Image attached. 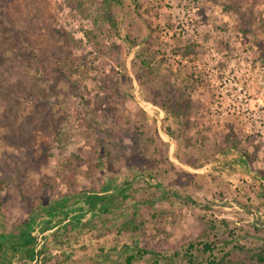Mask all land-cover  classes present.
I'll list each match as a JSON object with an SVG mask.
<instances>
[{
    "label": "rangeland",
    "instance_id": "obj_1",
    "mask_svg": "<svg viewBox=\"0 0 264 264\" xmlns=\"http://www.w3.org/2000/svg\"><path fill=\"white\" fill-rule=\"evenodd\" d=\"M102 1L0 0V235L32 221L37 239L34 260H7L183 264L209 232L215 253L242 247L233 258L251 264L264 0H109L112 19ZM63 53L82 75L58 69ZM89 192L106 201L89 207Z\"/></svg>",
    "mask_w": 264,
    "mask_h": 264
},
{
    "label": "trees",
    "instance_id": "obj_2",
    "mask_svg": "<svg viewBox=\"0 0 264 264\" xmlns=\"http://www.w3.org/2000/svg\"><path fill=\"white\" fill-rule=\"evenodd\" d=\"M69 4H76L78 9H81V7L85 4L86 0H66ZM110 1L109 0H103L101 2V7L104 11V17L111 18V11H110ZM92 36V38L90 37ZM86 37H89L90 40H92V44L95 46V44H98L95 39L97 38L96 34L90 32L86 33ZM94 40V42H93ZM70 41L75 44V41L70 38ZM192 52V50L187 49L186 52ZM62 59V63L59 64L58 69L64 68L68 69L69 74H67L69 77H72L73 74H79L82 75V59L74 56L72 53H63L60 56ZM84 74V73H83ZM80 86V85H79ZM81 87V86H80ZM65 170H69L67 166L65 167ZM47 177H43L40 181V184L38 186V192L42 191L45 187H48V180ZM108 190L103 191V194L106 193ZM89 196L85 197V201L88 203L89 207L96 208L97 203L99 202H105V196L104 195H98L97 193H90ZM78 197V196H77ZM65 203V202H64ZM64 203H60L57 208L61 209V212L63 211ZM93 211V210H91ZM102 211L104 213L108 212V208L106 204H103ZM53 215L56 213L60 214V211L55 212L54 210H51ZM50 218H52L50 216ZM33 222H29L26 224H22L18 227H16L15 231H18L20 234L17 235H0V264H12L11 259L7 260L9 251L13 252L12 255L15 257V255L19 252L23 254V257L28 258L30 260H34L37 257V251L35 248L37 239L32 235V226ZM210 231V230H209ZM210 233H205L202 235L201 240H198V242H190L188 244V248L185 251V257L186 260L183 264H238V260L236 261L233 258L235 249L238 251H244L242 247H235L234 249H231L229 252H225L223 250L215 253L216 245L217 243L212 242ZM264 247V246H263ZM198 248H201L200 250ZM199 251V253H202L204 256L203 259H200L199 257H196L195 255L191 254V251L196 250ZM251 256L249 258L248 263L251 262V264H263L264 263V248L260 250H250L248 252ZM145 254H148L145 252ZM207 256V258H206ZM135 255H130L126 261L128 264H132L135 260ZM245 260V262H247ZM240 264V262H239ZM244 264V263H242Z\"/></svg>",
    "mask_w": 264,
    "mask_h": 264
},
{
    "label": "crops",
    "instance_id": "obj_3",
    "mask_svg": "<svg viewBox=\"0 0 264 264\" xmlns=\"http://www.w3.org/2000/svg\"><path fill=\"white\" fill-rule=\"evenodd\" d=\"M251 175H252V173H251ZM109 193V192H108ZM104 194H106V193H104Z\"/></svg>",
    "mask_w": 264,
    "mask_h": 264
}]
</instances>
